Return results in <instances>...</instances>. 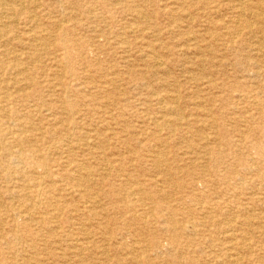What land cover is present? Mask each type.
<instances>
[{
	"label": "rangeland",
	"instance_id": "374dc122",
	"mask_svg": "<svg viewBox=\"0 0 264 264\" xmlns=\"http://www.w3.org/2000/svg\"><path fill=\"white\" fill-rule=\"evenodd\" d=\"M3 1L0 264H264V58L209 57L206 0Z\"/></svg>",
	"mask_w": 264,
	"mask_h": 264
},
{
	"label": "bare ground",
	"instance_id": "6f19581e",
	"mask_svg": "<svg viewBox=\"0 0 264 264\" xmlns=\"http://www.w3.org/2000/svg\"><path fill=\"white\" fill-rule=\"evenodd\" d=\"M3 1V0H2ZM253 0H232L231 2L228 3H233V11L235 12V15L232 18H228L226 17H222L221 19H215L214 14L217 15L219 13V10L222 11L224 9V5L227 4V7H229L230 4L226 3V2H221V0H206L205 2V7L202 9H199L200 14L205 15L204 18L206 19V23H207V27H208V35H209V41L210 42H217V41H222L223 45H225V48L222 49V51L215 49L213 47H211L209 50L206 51V54L210 56H219L220 58L223 59V61L226 62L227 59H234V60H245V58H253V56L255 58H264V0H255L256 2H252ZM4 2V1H3ZM8 2V1H7ZM12 3V2H11ZM33 3V2H32ZM5 4V3H4ZM10 4V3H9ZM16 4V3H14ZM11 5V4H10ZM24 5V4H23ZM22 5V6H23ZM31 5V4H30ZM2 6V5H1ZM33 5H31L30 7H32ZM9 7V6H8ZM36 7V6H35ZM2 8V7H0ZM192 8H194L192 6ZM29 9V8H27ZM195 9V8H194ZM118 10V9H116ZM115 10V11H116ZM12 12H15L14 9H11ZM76 11V10H75ZM111 11V10H110ZM203 11V12H202ZM9 12V11H8ZM26 13V12H25ZM35 14V13H34ZM108 14V13H107ZM11 15V14H10ZM13 15V14H12ZM28 15V14H26ZM229 15V14H228ZM1 16V15H0ZM3 16V15H2ZM31 16V15H30ZM133 16V15H132ZM29 17V16H28ZM34 17V15H33ZM66 17V16H65ZM144 17V16H143ZM6 18V17H5ZM38 18V17H37ZM30 19V18H29ZM55 19V18H54ZM139 19V18H138ZM148 19V18H147ZM130 20V19H129ZM190 20V19H189ZM193 20H195L193 18ZM232 20V21H231ZM4 21V20H3ZM37 21V20H36ZM64 21V20H63ZM14 22V21H13ZM17 22V21H15ZM65 22V21H64ZM8 23V22H7ZM12 23V22H11ZM37 23V22H36ZM61 23V22H60ZM134 23V22H133ZM27 24V22H26ZM136 24V23H135ZM5 25V24H4ZM3 25V26H4ZM30 25V24H29ZM37 26V25H36ZM39 26V25H38ZM1 27V26H0ZM61 27V26H60ZM6 28V27H5ZM95 28V27H94ZM8 29H11L8 28ZM14 29V28H13ZM32 29V26H31ZM27 33V32H26ZM37 33V32H36ZM30 34V33H29ZM4 35V34H3ZM99 35V34H98ZM30 37V36H28ZM124 37V36H123ZM157 37V36H156ZM198 37V36H197ZM36 38V37H35ZM53 38V37H52ZM153 38V37H152ZM16 39V38H15ZM14 39V40H15ZM31 39V38H30ZM155 39V38H154ZM33 40V39H32ZM41 40V39H40ZM149 40V39H147ZM122 41V40H121ZM192 41V40H191ZM52 42V41H51ZM4 43V42H3ZM32 43V42H31ZM37 43V42H36ZM55 43L57 45H59L61 48L63 49H68V46L66 42H64V37H59ZM190 43V42H188ZM250 44L252 43V48L255 47L254 50H252V53H250L249 50H246L243 46L245 44ZM259 45H256V44ZM29 44V43H28ZM38 45V44H37ZM49 45V44H48ZM216 45V44H215ZM39 46V45H38ZM50 46V45H49ZM217 46V45H216ZM43 47V46H42ZM32 48V47H31ZM23 49V48H22ZM26 49V48H25ZM35 52V51H34ZM39 52V51H38ZM41 52V51H40ZM2 54V51H1ZM144 54V53H143ZM28 55V54H27ZM43 55V54H42ZM184 55V54H183ZM37 56V55H36ZM153 56V55H152ZM190 56V55H189ZM156 57V56H155ZM214 57V58H215ZM64 58V57H63ZM145 59V58H144ZM66 61H67V67L68 70L71 71V61H72V56L71 55H67L66 57ZM155 61V60H153ZM158 61V59H157ZM31 62V61H30ZM29 62V63H30ZM162 62V61H161ZM160 62V63H161ZM165 62V61H164ZM158 63V62H157ZM207 64V62H206ZM255 64V63H254ZM200 66V65H199ZM226 66H231L228 63H226ZM156 67V65H155ZM162 68V67H161ZM264 68V67H263ZM192 69V68H191ZM256 69V68H255ZM192 71V70H191ZM227 71V70H226ZM225 71V72H226ZM202 72V71H201ZM264 72V71H263ZM19 73V72H18ZM193 73V72H192ZM195 73V72H194ZM64 75V74H63ZM254 75V74H253ZM53 76V75H52ZM167 76V75H166ZM168 77V76H167ZM208 77V76H207ZM248 77V76H247ZM172 78V77H171ZM173 79V78H172ZM162 80V79H161ZM210 80V78H209ZM15 81V80H14ZM175 84V83H174ZM13 85V84H12ZM124 85V84H123ZM213 87V85H212ZM162 88V87H161ZM170 88V87H168ZM6 89V88H5ZM18 90V89H17ZM117 90V88H116ZM41 91V86H38L36 88V90H32L29 94H24L23 99L25 102L30 101L32 99H35L37 97V93ZM122 93V92H121ZM155 93V92H154ZM166 93V92H165ZM264 93V92H263ZM153 95V94H152ZM156 95V94H155ZM91 98V97H90ZM237 99V98H236ZM243 99V98H242ZM160 101V100H159ZM147 102V101H146ZM23 103V102H22ZM159 103V102H158ZM161 103V102H160ZM8 104V103H7ZM194 106V105H193ZM45 107V106H44ZM108 107V106H107ZM247 107V106H246ZM253 108V107H252ZM97 109V108H96ZM249 109V108H248ZM255 109V108H254ZM181 110V109H180ZM241 110V109H240ZM144 111V110H143ZM167 113H169L170 115H172L171 117H167V122H170V124L173 125H183L185 123V119L182 118L181 115H179V113L177 114L178 109L175 110V108L173 107H168L166 109ZM244 111V110H243ZM46 112V111H45ZM56 112V111H55ZM176 112V113H175ZM179 112V111H178ZM245 112V111H244ZM44 113V112H43ZM38 114V113H37ZM64 114V113H63ZM58 115V114H57ZM162 115V114H161ZM244 115V114H243ZM36 116V115H35ZM46 117V116H45ZM34 118V117H33ZM65 118V117H64ZM40 119V118H39ZM162 119V118H160ZM74 121V120H73ZM159 121V120H158ZM242 121V120H239ZM40 122V121H39ZM100 122V121H99ZM184 122V123H183ZM58 123V122H57ZM195 123V122H192ZM241 124L243 122H240ZM47 125V123H46ZM45 125V126H46ZM114 125V124H113ZM30 126V125H29ZM49 127V125H47ZM105 126V125H104ZM108 126V125H106ZM220 126V125H219ZM245 126V125H244ZM39 127V125H38ZM152 127V126H151ZM42 128V127H41ZM55 128V127H54ZM119 128H121L119 126ZM208 128V127H207ZM29 129V128H28ZM79 129V128H78ZM85 129V128H84ZM226 129V128H225ZM224 129V130H225ZM50 130V129H49ZM75 130V129H74ZM162 130V129H161ZM8 131V130H7ZM14 131V130H13ZM19 131V130H18ZM35 131V130H34ZM38 131V130H37ZM105 130H103L104 132ZM161 132V131H160ZM173 132V131H172ZM240 132V131H239ZM201 133V132H200ZM253 133V132H252ZM19 134V133H18ZM57 134V133H56ZM61 134V133H60ZM132 134V133H131ZM14 135V134H13ZM224 135V134H223ZM48 136V134H47ZM169 136V135H168ZM249 139V138H248ZM178 140V139H177ZM224 140V139H223ZM255 140V139H254ZM40 141V140H39ZM71 141V140H70ZM248 141V140H247ZM250 141H252L250 139ZM47 142V141H46ZM64 142V141H63ZM210 142V141H209ZM215 142V141H214ZM51 143V141H50ZM91 145V144H90ZM207 145V144H206ZM59 146V145H58ZM84 146V145H83ZM97 146V145H96ZM45 147V146H44ZM93 147V146H92ZM204 147V146H203ZM60 149V148H58ZM102 149V148H101ZM100 149V150H101ZM215 148H213L214 150ZM257 149H260V146H257ZM67 150V149H66ZM217 151V150H216ZM61 153V152H60ZM69 153V152H68ZM125 153V152H124ZM63 154V153H62ZM67 154V153H66ZM92 154V153H91ZM202 154V153H201ZM206 154V162L210 167L211 172L216 171V164L214 163V160L216 157V153H214V151L212 152H207L204 153L203 156ZM153 155V154H152ZM189 155V154H188ZM59 156V155H57ZM61 156V155H60ZM159 156V155H158ZM104 158V156H103ZM204 158V157H203ZM263 158V157H262ZM196 159V158H195ZM65 160V159H63ZM262 161H264L263 159H261ZM47 161V160H46ZM43 161V166L45 167V169L48 170V167L51 165L49 162ZM262 161H258L259 163H262ZM52 162V161H51ZM76 162V161H75ZM222 163V161H220ZM104 163V162H103ZM258 164V163H257ZM103 165V164H102ZM88 166V165H87ZM107 166V165H106ZM195 166V165H194ZM241 166V165H240ZM82 167V166H81ZM92 167V166H91ZM94 167V166H93ZM92 167V168H93ZM112 167V166H111ZM148 167V166H147ZM197 167V166H195ZM100 168V167H99ZM199 168V167H198ZM173 170V169H172ZM234 170V169H233ZM255 170V169H254ZM253 170V171H254ZM176 171V170H175ZM9 172V171H8ZM255 172V171H254ZM164 173V172H163ZM259 173V172H257ZM4 174V173H2ZM252 174V173H251ZM59 175V174H58ZM180 175V174H179ZM201 177V181L204 184H208L210 182V175H207V177L205 175H203L202 173L199 174ZM91 176V175H90ZM253 176V175H252ZM259 176L260 173H259ZM264 175H262L263 177ZM97 177V176H96ZM104 177V176H103ZM108 177V176H107ZM193 177V176H192ZM217 177V176H216ZM8 178V177H7ZM153 177H151L150 179H152ZM184 178V177H183ZM155 179V178H154ZM223 179H226V177H223ZM261 179V178H260ZM191 180V179H190ZM239 180V179H238ZM12 181V180H11ZM14 181V180H13ZM76 181V180H75ZM160 181V180H159ZM8 182V180H7ZM164 184H168V180L167 179H163ZM140 183V182H139ZM196 183L194 180L191 182V185ZM258 183V182H257ZM194 186V185H192ZM216 186V185H215ZM252 186V185H251ZM258 186V185H257ZM59 188V187H57ZM61 188V187H60ZM257 188V187H256ZM130 189V187H129ZM240 189V188H239ZM37 190V189H36ZM35 190V191H36ZM63 190V189H62ZM250 190V189H249ZM8 191V190H7ZM240 191V190H238ZM243 191V189L241 190ZM229 192L232 193V191L229 190ZM260 192V191H259ZM258 192V193H259ZM5 193V192H4ZM39 193V192H38ZM47 193V192H46ZM237 193V192H236ZM238 194V193H237ZM89 195V194H88ZM236 195V194H235ZM79 196V195H78ZM240 196V195H239ZM251 196V195H250ZM255 196V195H254ZM230 197V196H228ZM9 198V197H8ZM161 198H166V197H162ZM54 199V198H53ZM236 199V198H235ZM100 200V199H99ZM75 202V201H74ZM256 202V201H255ZM16 204V203H14ZM201 205V204H200ZM260 205V204H259ZM37 206V205H36ZM150 206V205H149ZM62 207V206H61ZM238 207V206H237ZM154 208V207H153ZM235 208V207H233ZM13 209V208H12ZM11 209V210H12ZM264 209V208H263ZM15 210V208H14ZM171 210V209H170ZM242 210V209H241ZM259 211V209H258ZM9 212V211H8ZM77 212V211H76ZM246 212V211H245ZM261 212V211H260ZM11 213V212H9ZM231 213V212H230ZM259 213V212H258ZM13 214V213H12ZM22 215V214H21ZM16 216V215H15ZM19 216V215H18ZM58 216V215H57ZM60 216V215H59ZM58 216V217H59ZM259 216V215H258ZM226 217V216H225ZM17 219V218H16ZM50 219V218H49ZM138 219V218H137ZM136 219V220H137ZM146 219V218H145ZM12 220V219H11ZM163 220H165L166 222H168L169 219H167L166 217H163ZM13 221V220H12ZM11 221V222H12ZM17 221V220H16ZM94 221V220H93ZM223 221V220H222ZM221 221V222H222ZM225 221V220H224ZM233 221V220H232ZM22 222V221H21ZM121 222V221H120ZM9 223V222H8ZM18 223V222H17ZM231 223V222H230ZM95 224V223H94ZM171 226L168 225V230L167 232H171V233H175L177 231V226L175 227L174 224L170 223ZM245 224V223H244ZM18 225V224H17ZM261 225V224H260ZM11 226V225H10ZM99 226V225H98ZM248 226V225H247ZM253 226V225H252ZM255 226V225H254ZM9 227V226H8ZM217 227V226H216ZM232 227V226H231ZM10 228V227H9ZM25 228V227H24ZM23 228V229H24ZM62 228V227H61ZM195 226L193 227L192 231L194 230ZM249 228V227H248ZM22 229V230H23ZM95 230V229H94ZM218 230V229H217ZM7 231V230H6ZM70 231V230H69ZM116 231V230H115ZM153 231V230H152ZM165 231V230H164ZM162 231V232H164ZM25 232V231H24ZM136 232V231H135ZM87 233V232H86ZM84 234V233H83ZM241 235V234H240ZM18 236V235H17ZM30 238V237H29ZM18 240V239H17ZM30 240V239H29ZM103 240V239H102ZM41 241V240H40ZM114 241V240H113ZM20 242V241H19ZM27 242H30L27 240ZM131 242V241H130ZM192 242V240L190 241ZM248 243V242H247ZM112 244V243H110ZM115 244V243H114ZM19 245V244H18ZM101 245V244H100ZM124 245V244H123ZM208 245V244H207ZM242 245V244H241ZM2 246V245H1ZM87 246V245H86ZM105 246V245H104ZM115 246V245H114ZM126 246V245H125ZM147 246L149 247H156L154 244H147ZM93 247V246H92ZM106 247V246H105ZM116 247V246H115ZM146 247V246H145ZM96 248V247H95ZM3 249V248H2ZM1 249V250H2ZM13 249V248H12ZM11 249V250H12ZM68 249V248H67ZM255 249V248H254ZM4 250V249H3ZM2 250V251H3ZM7 250V249H5ZM23 250V249H22ZM21 250V251H22ZM123 250V249H122ZM230 250V249H229ZM9 251V250H8ZM14 251V250H13ZM26 251V250H24ZM88 251V250H87ZM145 251V250H144ZM23 252V251H22ZM107 251H105L106 253ZM255 252V251H254ZM133 253V252H132ZM5 254V253H3ZM131 254V253H130ZM11 255V254H10ZM126 255V254H125ZM124 255V256H125ZM133 255V254H132ZM189 255V254H188ZM131 256V255H130ZM138 256V255H137ZM133 257V256H132ZM108 258V257H107ZM139 258V256H138ZM130 259V258H129ZM159 259V258H158ZM180 259V258H179ZM230 259V258H229ZM115 260V259H114ZM241 260V259H240ZM18 262V261H17ZM23 263V262H22ZM84 263V262H83ZM118 263V262H117ZM108 264V263H107Z\"/></svg>",
	"mask_w": 264,
	"mask_h": 264
}]
</instances>
